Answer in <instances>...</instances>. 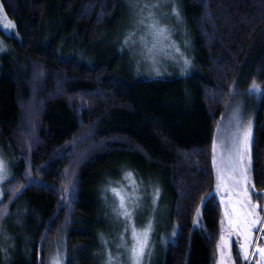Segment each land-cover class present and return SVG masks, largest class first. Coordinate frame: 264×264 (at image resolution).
<instances>
[{
	"label": "trees",
	"instance_id": "trees-1",
	"mask_svg": "<svg viewBox=\"0 0 264 264\" xmlns=\"http://www.w3.org/2000/svg\"><path fill=\"white\" fill-rule=\"evenodd\" d=\"M165 2L189 65L137 76L118 51L126 0H0L15 30L0 28V264H44L60 240L64 264H110L120 227L106 199L125 174L161 189L150 264H214V126L252 86L251 175L264 188V0H155L154 11ZM232 259L245 262L238 248Z\"/></svg>",
	"mask_w": 264,
	"mask_h": 264
},
{
	"label": "rangeland",
	"instance_id": "rangeland-1",
	"mask_svg": "<svg viewBox=\"0 0 264 264\" xmlns=\"http://www.w3.org/2000/svg\"><path fill=\"white\" fill-rule=\"evenodd\" d=\"M126 1L130 8L131 15H129L128 24L123 33L126 40L123 37L121 38V47L118 48V51L120 54L127 57L129 67L133 74L137 76L147 74L155 75L160 73V71H167L168 67L179 69L188 66V60H190V42L186 37L187 32L180 27L177 29L174 27L175 30L172 29L173 21L174 24H179V16L176 8L173 10L170 9V13H166V8L169 4L165 2L163 6H161L162 9L159 8L161 9V15H156L155 12H158L159 9L154 11L153 7L156 6L155 0ZM133 4L135 5L133 6ZM169 19H172V21ZM165 20H168L169 23ZM165 24H168V27L167 25L165 26ZM152 25H155V28H153ZM12 26V21L6 17L0 4V28L4 33L11 34L15 33L14 27ZM159 29L164 30L163 35H157ZM6 49L3 39L0 37V54ZM252 89L253 86L249 90L238 92L235 94L234 98L227 101L224 111L214 126L211 145L213 149V166L215 171L214 192L221 206V231L213 251L214 264H221V253L218 247L222 243L221 236L224 237L223 242H230L231 244V257L225 260V264H235L232 259V251L238 248V244L244 243L230 227L229 219L233 216L231 210H236V205L238 204L240 206L242 205L249 216L250 213L253 212V201L251 200L250 204H246L247 197L244 192L246 186L243 184L236 185L235 178L230 179V173L225 170L224 167V161L227 159L234 143L238 138L242 139V134L249 125L251 126L252 133L253 115L251 113L252 100L250 97ZM247 165L248 157L245 156L242 166L247 167ZM0 168H2V171H0L1 198L4 182L10 174V163L4 157L1 150ZM237 168L238 176L241 165H238ZM248 175L251 179V171ZM218 176L222 177L223 180H218ZM155 179L157 180L156 177ZM153 182L154 180L148 177L136 179L135 177L125 174L120 181L117 180V182L109 188L108 192L110 196L106 199V204L107 207L111 209L113 221L118 225V228L120 227L115 244L112 243L114 248H116L115 251L110 254V264H136L132 252V248L136 244V241L133 239V231L138 234L143 233L148 229V226L151 225L147 234V246L144 248L143 256L139 261V264H150L152 248V243H150L151 234L153 237V233L157 225H160L159 220L164 212V205L158 202V195L161 194L160 186L158 183ZM113 189L116 191L114 192ZM117 193H119V195H117ZM121 197L123 198L124 208L120 206ZM261 207L263 210L256 223L257 228H261L262 226L261 220L264 214V203ZM125 209L131 213L130 217L122 214ZM251 219L253 221V218ZM136 222H142L145 226L136 227ZM253 237L258 239V232L253 230L249 236V240ZM246 244L247 242L244 243L245 248L240 250L242 256L244 251H246ZM256 247H264V237L262 243H258ZM252 252L255 253V249H253ZM4 256V259H8L6 258L7 255ZM64 258L65 251L60 240L59 243L56 242V244H52V248L46 255L44 264H64ZM3 264H5V262H3ZM244 264L263 263L261 257L252 255L249 257V260H245Z\"/></svg>",
	"mask_w": 264,
	"mask_h": 264
},
{
	"label": "snow or ice",
	"instance_id": "snow-or-ice-1",
	"mask_svg": "<svg viewBox=\"0 0 264 264\" xmlns=\"http://www.w3.org/2000/svg\"><path fill=\"white\" fill-rule=\"evenodd\" d=\"M6 19V18H5ZM14 27V25L12 26ZM153 28H155V25H152ZM164 30L159 29L157 32V35H163ZM252 91H257L256 87L253 86ZM251 126L243 132L242 139H237L234 143L232 149L229 152V155L227 159L224 161V167L225 170H227L230 173V179L235 178V184L240 185L243 184L246 187L244 188L245 195L247 197L246 204L251 203V196L256 195L257 199H261V196L255 192V187L251 183V179L248 175V173L251 171V157H250V146H251ZM245 156L248 157V165L247 167L242 166V162L245 158ZM241 165V168L239 169V175L237 176L238 168L237 166ZM0 171H2V168H0ZM131 175V174H129ZM218 180H223L222 177L218 176ZM115 192L116 190L113 189ZM119 195V193H117ZM121 208H124L123 198L121 197ZM255 207V206H253ZM125 216L130 217L131 213H129L126 209L122 213ZM254 213H250V215H253ZM259 218L257 217L256 220H253L251 224L249 225V230H254L258 233L262 234V237H264V228H257L256 223L258 222ZM151 225L148 226V229H146L143 233H136L133 231V239L136 241V244L132 248L133 257L136 261V264H139V261L144 253V248L147 246V234L148 230H150ZM143 237V238H142ZM245 240H248V237L245 236ZM222 243L218 246L220 253H221V264H225L226 259H230L231 257V244L230 242H223L224 237L221 236ZM257 244V238L253 237L251 240H248L247 248L248 251H244L243 259L249 260V257L252 255H258L261 258H264V247H256ZM245 248V245L243 243L238 244V250H243ZM255 248V253L250 251L251 249Z\"/></svg>",
	"mask_w": 264,
	"mask_h": 264
},
{
	"label": "flooded vegetation",
	"instance_id": "flooded-vegetation-1",
	"mask_svg": "<svg viewBox=\"0 0 264 264\" xmlns=\"http://www.w3.org/2000/svg\"><path fill=\"white\" fill-rule=\"evenodd\" d=\"M251 181H252V184L254 185L253 183V180L251 178ZM256 189V188H255ZM264 188L262 190H255L256 193H258L260 196H261V199H257L256 195H252L251 196V200L253 201V212L254 213L252 216L244 210V208L242 207V205H236L237 208L236 210H231L233 213H232V217L229 219L230 221V227H231V221L233 219H237L238 223L235 227V229H232L233 231L236 232V234L241 238V240L248 244V240H249V236L251 235V232L253 230H249V225L251 224L252 222V219L255 220L257 217L259 218V216L261 215V211L263 210V208L261 207L262 204L264 203ZM225 208V207H224ZM226 209V208H225ZM233 209V208H232ZM226 211V210H225ZM263 219L261 220V228H264V214L262 215ZM261 233H258V239H257V244L256 246L259 244L262 243L263 241V237H262V234L260 235ZM245 236L248 237V240H245ZM243 243V244H244ZM247 244H246V251H248L249 249L247 248ZM255 249V248H253ZM253 249H251L250 251H253ZM262 259V263L264 264V258H261Z\"/></svg>",
	"mask_w": 264,
	"mask_h": 264
},
{
	"label": "water",
	"instance_id": "water-1",
	"mask_svg": "<svg viewBox=\"0 0 264 264\" xmlns=\"http://www.w3.org/2000/svg\"><path fill=\"white\" fill-rule=\"evenodd\" d=\"M231 222H232V223H231V228H232V229H235V227H236V225H237V223H238L237 219H233Z\"/></svg>",
	"mask_w": 264,
	"mask_h": 264
}]
</instances>
